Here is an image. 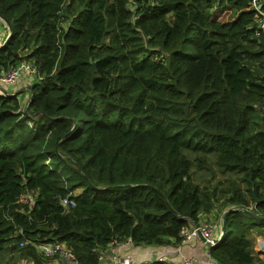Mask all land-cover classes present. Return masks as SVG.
Here are the masks:
<instances>
[{"label": "trees", "instance_id": "trees-1", "mask_svg": "<svg viewBox=\"0 0 264 264\" xmlns=\"http://www.w3.org/2000/svg\"><path fill=\"white\" fill-rule=\"evenodd\" d=\"M0 18V69L42 76L28 109L0 95V252L42 262L20 243L58 240L102 264L114 237L178 243L222 199L210 255L264 264V219L232 208L264 215V0H0Z\"/></svg>", "mask_w": 264, "mask_h": 264}, {"label": "built area", "instance_id": "built-area-1", "mask_svg": "<svg viewBox=\"0 0 264 264\" xmlns=\"http://www.w3.org/2000/svg\"><path fill=\"white\" fill-rule=\"evenodd\" d=\"M260 1L261 0H252L255 8H259ZM261 27L264 31V19ZM9 35L10 31L8 29H6L4 33L0 34V47L6 42ZM23 74L27 75V77L32 82H36L42 79L38 68L32 61H19L17 64L12 65L8 69L0 70V95H6L13 92L10 85L13 86ZM19 99L21 100L20 97ZM20 200L28 201V196L21 195ZM62 203L64 206L76 205L75 199L70 197L69 195L62 198ZM199 228L204 231L205 235L209 238L210 244L216 245L218 243V241L211 237L213 232V225L211 223L204 222L200 224ZM131 243V238L125 239L120 243H116L115 240H111L104 249H101L102 251L99 253V260L102 262V264H126V257L121 256V253L123 248L130 245ZM28 244H32L34 246L35 252L41 257V259L45 261L48 259H51L49 261L57 259L61 264H81L78 256L73 251V249L58 240L37 242L24 240L20 243V247H25ZM257 245L258 250L256 251L258 252V254H260V256L264 257V238H259L257 241ZM170 259L171 258L165 255H156V261L149 262L148 264H201L198 261L188 257H183L177 261H171ZM205 264H217V261L216 259L212 258L208 263Z\"/></svg>", "mask_w": 264, "mask_h": 264}, {"label": "crops", "instance_id": "crops-1", "mask_svg": "<svg viewBox=\"0 0 264 264\" xmlns=\"http://www.w3.org/2000/svg\"><path fill=\"white\" fill-rule=\"evenodd\" d=\"M5 24V23H4ZM6 31V25L3 27L0 25V34L4 33ZM10 31V30H9ZM27 80H30L28 77L22 78L21 81L26 82ZM31 81V80H30ZM20 86V82L18 85L12 86L10 85L11 89L13 91H16V89ZM29 86L23 87L21 91H24L26 88H29ZM17 93H20V91H16ZM206 217L200 218V222L203 220L205 221H211L215 225L214 234L218 238L222 232V229L220 228V222L215 221V215H210L207 219ZM177 243H168L163 244L159 246L154 245H145L141 246L138 244L129 245L125 247L122 250L121 256H125L128 263L135 262V264H141V263H147L152 260L153 257L156 255H165L169 258H171V261H177L181 259L184 255L190 256V257H197L201 261H207L208 259V251L209 247L205 240L201 238H194L186 243H184L181 247V249L176 248ZM14 253V252H13Z\"/></svg>", "mask_w": 264, "mask_h": 264}, {"label": "rangeland", "instance_id": "rangeland-1", "mask_svg": "<svg viewBox=\"0 0 264 264\" xmlns=\"http://www.w3.org/2000/svg\"><path fill=\"white\" fill-rule=\"evenodd\" d=\"M217 13L219 14V18H221L222 20L230 19L233 16L232 10H228V9H225L222 11L217 10ZM4 23H6L5 20L0 18V25L2 27H3V25L5 26ZM0 70H2V69H0ZM25 77H27V75L23 74L13 86L16 87L18 85V83L20 82V86L16 89V91H20L19 94L21 96V99H23L22 100L23 105H28L30 98H31V95H32L31 94L32 91L29 88H26L24 91H21V90L23 89V87L33 85L34 83L30 80H27L26 82L21 81V79L25 78ZM212 182H216V180L212 178ZM228 183L229 182L226 181L225 184H223V187H225V185ZM221 201H222V199H221ZM221 201L217 204V206H215V208H213L214 210L212 211V214L215 215V217H216L215 221H218L219 218L221 217V215L224 213V207L221 205ZM232 208H236V207L233 206ZM248 208H250V210L253 209L254 204L251 203ZM226 209H228V207ZM210 214H211V212H210ZM209 216L210 215H201L200 218L206 217L205 219H207ZM204 221L205 220H203V222ZM141 246H145V245L141 244ZM19 252L15 254V253H12V251H9L8 249L2 250L0 252V264H54L52 262H48V260L45 261L43 259H41L42 262L36 261L34 257L29 256V255H26L23 257V256H21V250H19ZM260 257H262L264 260L263 256H260ZM49 260H51V259H49ZM55 261H56V264L59 263L58 260H55ZM130 264H135V262L131 261Z\"/></svg>", "mask_w": 264, "mask_h": 264}, {"label": "bare ground", "instance_id": "bare-ground-1", "mask_svg": "<svg viewBox=\"0 0 264 264\" xmlns=\"http://www.w3.org/2000/svg\"><path fill=\"white\" fill-rule=\"evenodd\" d=\"M224 218H225V217H222V220H221L220 228L222 229V232H221V234H220V236H219L218 238H217V237L215 236V234H214L215 225H214L211 221H204V222H209V223H211V224L213 225V232H212L211 237H212L213 239H215L216 241H218L217 244H219L221 241H223L224 238L226 237V227H225V219H224ZM204 222L202 221V222H199V223H192L190 226H186V227H184V229L181 231V239H180V241L177 243V247H178L179 249H181V247H182V245H183L184 243H186V242H188V241H190V240H192V239H194V238H201V239L205 240L206 243H207V245H208V247H209V250H210L211 247L215 246V245L210 244V242H209V238L205 235L204 231H202V230L199 228L200 224H202V223H204ZM192 233H193V234H192ZM259 238H264V236H257V237H256V243H255V247H254L255 250H258V249H257V246H258V245H257V241H258ZM112 240H115L116 243H120V242L124 241L125 239L122 240V241H119V240L117 239V237H114ZM117 240H118V241H117ZM217 244H216V245H217ZM130 245H133V244L131 243ZM128 246H129V245H128ZM126 247H127V246H126ZM123 249H124V248H123ZM101 251H102V250H101ZM101 251H99V253H100ZM103 251H105V250H103ZM208 252H209V251H208ZM258 255L260 256V254H258ZM183 257L192 258V259L198 261V262L201 263V264L208 263L212 258H214L213 256L210 255V252L208 253V259H207V261H201V260L198 259L197 257H190V256H186V255H184ZM183 257H182V258H183ZM214 259H215V258H214ZM56 260H57V259H56ZM125 261H126V264H130V263L127 262L126 259H125ZM58 264H61V263H58ZM217 264H218V263H217Z\"/></svg>", "mask_w": 264, "mask_h": 264}, {"label": "water", "instance_id": "water-1", "mask_svg": "<svg viewBox=\"0 0 264 264\" xmlns=\"http://www.w3.org/2000/svg\"><path fill=\"white\" fill-rule=\"evenodd\" d=\"M5 20V19H4ZM5 22H7L6 20H5ZM9 26V28L10 29H12V26L11 25H8ZM32 89H33V87H32V85H30V90L32 91ZM32 95H31V100H32ZM29 108V105L27 106V109ZM235 209H243V210H246V211H248L251 215L253 214L256 218H259V219H264V215H262V214H260V213H257V212H254V211H252V210H249L250 208H248V207H240V208H235ZM230 211H232V209L230 210ZM156 261V256L155 257H153L152 258V260L151 261H149V262H155ZM149 262H147V263H141V264H148Z\"/></svg>", "mask_w": 264, "mask_h": 264}, {"label": "clouds", "instance_id": "clouds-1", "mask_svg": "<svg viewBox=\"0 0 264 264\" xmlns=\"http://www.w3.org/2000/svg\"><path fill=\"white\" fill-rule=\"evenodd\" d=\"M5 25H6V23H5ZM8 25V24H7ZM6 25V26H7ZM6 29H8V30H10V33H11V29L9 28V26H7V28ZM34 83V82H33ZM29 89H30V87H29ZM10 94H14V95H16V94H18L16 91H13V92H11ZM18 96L21 98V96H20V94H18ZM25 106H27V105H25Z\"/></svg>", "mask_w": 264, "mask_h": 264}, {"label": "flooded vegetation", "instance_id": "flooded-vegetation-1", "mask_svg": "<svg viewBox=\"0 0 264 264\" xmlns=\"http://www.w3.org/2000/svg\"><path fill=\"white\" fill-rule=\"evenodd\" d=\"M21 103H22V106H24V108H25V107L27 108V106L23 105L22 99H21ZM26 108H25V109H26Z\"/></svg>", "mask_w": 264, "mask_h": 264}]
</instances>
